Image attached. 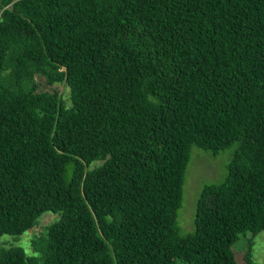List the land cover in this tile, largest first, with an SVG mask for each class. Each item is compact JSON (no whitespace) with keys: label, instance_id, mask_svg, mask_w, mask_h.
Segmentation results:
<instances>
[{"label":"trees","instance_id":"1","mask_svg":"<svg viewBox=\"0 0 264 264\" xmlns=\"http://www.w3.org/2000/svg\"><path fill=\"white\" fill-rule=\"evenodd\" d=\"M1 73L0 236L57 217L0 264H237L264 230V0H0ZM231 144L180 234L191 147Z\"/></svg>","mask_w":264,"mask_h":264},{"label":"rangeland","instance_id":"2","mask_svg":"<svg viewBox=\"0 0 264 264\" xmlns=\"http://www.w3.org/2000/svg\"><path fill=\"white\" fill-rule=\"evenodd\" d=\"M3 73L0 74V78ZM38 84V90L56 89L63 100L68 103V89L63 83L47 85L38 75L34 77ZM235 144L221 149L216 153L205 151L197 147H191L188 160L183 172L181 185L180 205L176 210V225L180 234L191 232L193 229V215L195 201L200 189L205 184L218 183L226 175V165L229 163ZM99 161H93L90 167L98 165ZM57 215L51 211H44L37 218L33 228L23 231L18 236L2 234L0 243L3 246H20L26 253L31 252L29 241L34 233H40L44 226L55 220ZM249 247V257L252 264H264V230L254 235L240 233L237 240L231 245V251L237 264H246L244 253Z\"/></svg>","mask_w":264,"mask_h":264}]
</instances>
